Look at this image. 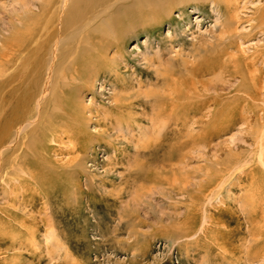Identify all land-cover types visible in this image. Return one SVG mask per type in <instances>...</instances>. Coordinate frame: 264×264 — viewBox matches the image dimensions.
Returning <instances> with one entry per match:
<instances>
[{
  "label": "rangeland",
  "instance_id": "1",
  "mask_svg": "<svg viewBox=\"0 0 264 264\" xmlns=\"http://www.w3.org/2000/svg\"><path fill=\"white\" fill-rule=\"evenodd\" d=\"M46 2L0 0V48L20 35V21L40 29ZM179 3L161 18L128 23L121 49L109 47L108 61L92 75L61 80V92L40 102L43 113L37 104L50 58L43 49L31 57L27 67L35 72L27 79L41 73V95L25 114L21 140L13 130V146L3 153L0 264H264V167L256 147L262 111L255 125L252 100L231 92L239 80L220 70L227 56L220 54L218 8ZM258 34L239 41L247 53L264 45ZM38 35L35 51L45 37ZM28 53L7 74L0 64V97L14 99L24 89V75L3 82ZM213 60L216 70L191 78L190 67ZM214 83L222 89L215 92ZM169 96L190 106L169 117ZM231 107L239 113L225 121L220 108Z\"/></svg>",
  "mask_w": 264,
  "mask_h": 264
},
{
  "label": "bare ground",
  "instance_id": "2",
  "mask_svg": "<svg viewBox=\"0 0 264 264\" xmlns=\"http://www.w3.org/2000/svg\"><path fill=\"white\" fill-rule=\"evenodd\" d=\"M46 1L47 2L42 5V7L40 8V12L38 13L42 18H44V24L43 22H40V29H38V26H36L35 24L34 29L30 31L28 30V24L35 22H29L28 20L25 21V23L24 21H20L22 22V25L24 24L22 26V31H16L17 35L18 33H20V35L16 39L10 36V38H7L5 41L7 44H2V47L0 48V64L2 67H6V69H3L2 74H7L19 59L20 55L27 50L29 51V53L26 54V59L24 60V62H21L22 64L19 66L20 69L18 70L17 74L14 73L12 76H9L6 81L3 82L4 86L10 84L12 80L14 81V78L24 75V79H27L28 77L33 76V72L35 71L28 70L29 68L27 66H29V61H34L31 59V57L35 54V52H39L41 49H43L44 56L49 55V63L46 64L44 58V64H41L42 67H44V65L46 64L44 70L46 71L45 73H47L48 76L46 80L47 84L43 91V93L45 94L37 104L38 109L41 111V113H43V109H41L43 105L40 102L48 93L54 95L56 92H61L59 91L60 86H62L61 80H64L67 77L71 78L72 80L74 78L85 77L89 74L92 75L97 68L102 67L103 64L108 61L106 51L109 47L115 46L117 48V52L121 49L120 41H122L121 39L125 37L126 31L129 29L128 23H130L131 21L137 20L141 23H147L149 21H153L154 19L161 18L164 15L169 14L171 10L175 8L176 5H178L179 2L207 1L212 3V5L214 7H217L220 11V40L225 47L224 51L222 49L220 54L222 56H227V58L223 61L220 59V70H223L224 74L228 75L229 81L230 79L232 81H235L237 79L239 80V83L234 86L233 90L231 89V92L234 91L237 93V95H239V93H244L247 98L249 97L252 100L251 102L248 101L247 104L249 105V108H251L249 109V112L252 111L254 117L253 122L255 125L258 124V120L256 118L257 114L259 113V111H262L261 118L263 120V125L261 128H258L256 132L258 134L256 147L258 149L259 161L264 167V107L257 102L261 101V103L264 104V45L260 47V50H254L253 53L249 54L245 49H243V47H241V44L239 43L240 40L246 41L250 36H254V34L256 35V33L262 34L264 39V0ZM251 5H254V7H251ZM248 10H250V12H247ZM23 28H26V30L24 31ZM245 30H247L248 32H245ZM39 32H41L43 36L45 35V37H43V39L40 41L42 42V44L38 42L39 44L35 46V51V49H33L30 45L34 43V41H38L39 39H41L37 37ZM116 41H119V43H115ZM50 45L51 50L46 51V53L44 51V48ZM49 52L51 53L48 54ZM70 56L72 58L71 60H69ZM41 61L42 58H39L35 65L31 63L33 65L32 67L40 66ZM213 61L214 63H212ZM213 61H207L204 68H200L197 66L190 67L191 78H200L204 75H207L208 72L211 73L216 70V66L214 67L213 65H217V63L215 62V60ZM35 70H37V68H35ZM0 71L2 70L0 69ZM40 74V72L38 74L36 73L35 77L27 79L30 82H32V80L34 79L32 83L35 85V87H32L31 85L28 86L29 81H22L21 84H24V89L17 93L18 95L16 98L14 97V99H12V97L8 96L9 94L0 97V114L2 115V119H0V171L2 167H5L7 164V159L5 161V159L3 158V153L5 152L6 154L8 151L7 143L10 142L9 145L13 146L11 145V142H13L14 140L12 139V134H14V132H17V136L19 135V138H16V141L18 142L19 140H21L20 135L27 127V124L24 122L26 118L25 114L28 111L31 103L34 101L35 97L37 98L41 95L40 88H38L37 86L40 85L38 79ZM43 74L44 73H42V75ZM37 88L39 89V91L37 90ZM213 89L215 92H217L219 89H222V87H220L219 84L214 83ZM61 90H63V88ZM220 96L222 97V94H220ZM210 97L214 100V107H218V97L216 95H210L208 96V99ZM175 98L177 97L170 98L169 96V102L172 106L168 113L169 117H171V114L174 113L179 114L183 111L184 108L190 106V104L185 105L186 102H184L183 105H177L175 103ZM238 99L243 98L238 97ZM199 103L205 104L206 102L204 100L203 102L199 101ZM219 105L221 106V103ZM166 107L165 110L167 111ZM231 108H233V110L231 111L221 110L220 108L219 113L221 117L225 118V121L229 117L235 116L237 113H239L236 111L235 107ZM207 109L209 110V108ZM216 109L217 108H215L214 111H216ZM56 115L58 116L56 118L57 121H65L66 123H70L69 120L71 119V117H68L64 114ZM233 119L235 118L233 117ZM213 121L214 119L212 118V120L209 121L202 120L201 123L210 124L213 123ZM16 127H18L17 131H15ZM15 148L16 147L14 146L12 150H15ZM24 162L23 164H25ZM40 168V165H37L35 167V169L39 170V173L43 174L44 169L41 170ZM8 169H10V167Z\"/></svg>",
  "mask_w": 264,
  "mask_h": 264
}]
</instances>
